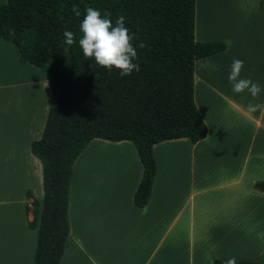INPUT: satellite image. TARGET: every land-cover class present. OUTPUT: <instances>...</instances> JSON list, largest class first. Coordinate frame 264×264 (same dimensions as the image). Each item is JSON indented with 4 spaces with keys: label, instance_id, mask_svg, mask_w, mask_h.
Instances as JSON below:
<instances>
[{
    "label": "crops",
    "instance_id": "1",
    "mask_svg": "<svg viewBox=\"0 0 264 264\" xmlns=\"http://www.w3.org/2000/svg\"><path fill=\"white\" fill-rule=\"evenodd\" d=\"M262 6L264 0H194V39L224 43L193 62L205 135L152 144L155 170L143 206L133 202L142 173L133 143L91 138L71 165L68 232L57 264L264 262V191L253 185L264 178V109L247 108L249 101L264 104ZM233 58L244 61L240 78L260 84L258 100L233 92ZM50 95L44 71L19 63L15 43L0 36V264H33L37 231L27 225L26 191L40 203L43 190L30 142L42 132Z\"/></svg>",
    "mask_w": 264,
    "mask_h": 264
},
{
    "label": "trees",
    "instance_id": "2",
    "mask_svg": "<svg viewBox=\"0 0 264 264\" xmlns=\"http://www.w3.org/2000/svg\"><path fill=\"white\" fill-rule=\"evenodd\" d=\"M76 6L81 16L72 11ZM111 13L113 24L124 15L136 33L140 71L121 76L88 60L79 47V24L87 7ZM194 0H6L0 3V36L18 49L19 63L40 67L51 95L42 132L30 142L39 159L40 203L30 192L31 219L36 228L33 264H57L68 232L67 198L71 165L93 137L130 140L142 164L133 202L143 206L150 194L155 162L151 146L172 137L195 142L206 124L193 100V62L224 47L218 40L193 37ZM75 34L64 52V31ZM145 44L139 48V43ZM264 191V178L253 183ZM26 212L29 206L25 205ZM226 260L214 257L211 264ZM236 264H264L236 258Z\"/></svg>",
    "mask_w": 264,
    "mask_h": 264
},
{
    "label": "clouds",
    "instance_id": "3",
    "mask_svg": "<svg viewBox=\"0 0 264 264\" xmlns=\"http://www.w3.org/2000/svg\"><path fill=\"white\" fill-rule=\"evenodd\" d=\"M72 11L75 16H81L76 6H73ZM110 17V12L102 15L101 10L91 6L87 7L86 14L79 24L81 37L78 43L83 56L88 60H94L103 68L118 69L122 77L131 75L133 71L139 72L140 64L134 62L138 59L137 47L133 45V39H138L136 33H131L126 27L124 15L118 16L115 24ZM63 35V44L66 45L64 52L66 53L76 43V37L72 31L67 29ZM144 47L145 44L141 41L139 48ZM243 67V60L233 58L228 76L229 82L232 83V90L235 93L247 91L253 100H258L262 91L261 86L251 78H240ZM247 108L249 112H256L264 109V104L249 101ZM224 264H236V258L231 257Z\"/></svg>",
    "mask_w": 264,
    "mask_h": 264
},
{
    "label": "rangeland",
    "instance_id": "4",
    "mask_svg": "<svg viewBox=\"0 0 264 264\" xmlns=\"http://www.w3.org/2000/svg\"><path fill=\"white\" fill-rule=\"evenodd\" d=\"M263 7V9H264V6H262ZM244 239V238H243ZM242 250L244 251V250H246L245 248H247L248 247V245L245 243V242H242Z\"/></svg>",
    "mask_w": 264,
    "mask_h": 264
}]
</instances>
